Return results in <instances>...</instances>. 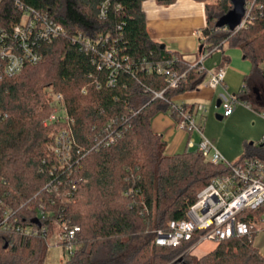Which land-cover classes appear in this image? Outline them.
I'll return each instance as SVG.
<instances>
[{"label": "trees", "instance_id": "trees-1", "mask_svg": "<svg viewBox=\"0 0 264 264\" xmlns=\"http://www.w3.org/2000/svg\"><path fill=\"white\" fill-rule=\"evenodd\" d=\"M20 1L49 15L65 35L43 44L42 59L25 65L13 78H1L5 61L0 58V264H45L47 258L45 237L4 229L9 211L19 218L18 224L37 229L42 223L51 226L53 219L79 225L76 254L66 264H264V255L253 242L255 235L218 242L202 257L190 250L197 235L175 248L155 244L153 231L187 218L198 194L214 179L229 175L231 168L213 164L198 149L169 156L165 142L152 130V118L170 113V105L145 93V88L162 91L167 83L162 76L142 72L141 64L170 62L186 73L179 90L167 91L169 100L198 90L207 74L152 39L143 10L146 0ZM156 1L170 5L178 0ZM257 2L264 5V0ZM104 3L108 10L102 17ZM232 8L231 0L205 4L207 27L201 49L213 53L226 44L240 48L252 62L246 81L251 87L264 81V9H256L254 23L236 32L217 26ZM22 18L15 0L0 2V47L10 40L1 41L2 36L11 34ZM78 35L94 40L109 36L99 49L114 46L120 57L127 56L137 69L135 77L121 72L115 86H108L106 72L94 63L97 56L74 41ZM228 63L224 58L217 69ZM56 94L63 96L81 148L71 174L56 170L58 160L51 151L63 125H45L57 109ZM252 107L264 112V102L256 101ZM171 116L176 119L174 113ZM111 119L117 120L122 138L95 150L98 131ZM247 159L264 160V143L247 144L237 163ZM40 204L51 211L45 223L36 218Z\"/></svg>", "mask_w": 264, "mask_h": 264}, {"label": "built area", "instance_id": "built-area-1", "mask_svg": "<svg viewBox=\"0 0 264 264\" xmlns=\"http://www.w3.org/2000/svg\"><path fill=\"white\" fill-rule=\"evenodd\" d=\"M2 0H0L1 2ZM15 6L23 14L22 20L14 25L11 34L6 33L2 40L5 45L0 47V58L5 61L3 74L5 78L17 76L27 64H37L42 59L41 46L51 43L60 36L65 35L64 28L57 24L47 14L39 12L30 6L24 5L20 0H15ZM264 9V5L257 0H246L245 15L241 24L234 30L239 31L252 25L255 21L254 11ZM108 4L101 6V16L105 17ZM199 38L203 40V32L198 31ZM109 36H100L94 40L83 35H78L74 41L82 44L87 52L97 56L93 59L99 71L106 72L108 86H115L117 77L121 72H127L135 77L137 69L129 63L127 56H119L117 49L112 46L101 50L99 47L107 41ZM209 53V52H208ZM205 55V54H204ZM205 57L197 64L200 72H205L206 85L214 91L220 90L218 99L223 110V117H231L239 104H250L237 100V96L228 92L226 87L227 68L207 70L203 65ZM140 70L147 75L162 76L166 79L167 88L162 91H154L145 88V93H151L154 99L167 102L170 105V114L176 115V122L180 129L199 136V142L194 139L189 141V148L198 149L202 155L213 164H224L231 168V173L224 177L214 179L197 197L195 204L187 213V218L171 221L166 230L153 231L155 244L159 247L175 248L184 242H190L195 235L198 236L196 243L190 248L194 251L206 241L222 242L230 239H252L264 228V160L247 159L242 162L231 163L220 153L215 143L209 139L204 131L206 125L207 108L203 104L190 105L185 102H177L176 98L168 99V90H179L181 83L186 79V73H181L169 63H152L144 61ZM97 88L101 87L99 81H94ZM86 89H83L85 94ZM53 101L57 104L56 111L48 118L45 125L61 124L63 128L55 134V142L51 151L58 160L56 170L72 173L74 158L81 154V148L77 143L74 121L67 113L63 104V96L56 94ZM264 118V112H258ZM117 126V120L111 119L97 134L95 150L107 148L118 142L123 131ZM260 143H264V135ZM47 205L40 204L36 218L41 223L46 222L51 211ZM17 218L11 211L6 214L3 223L5 230L29 237L43 236L47 238L49 233L48 224H41L39 228L30 225L18 224ZM58 222V221H57ZM61 229L60 244L68 256L76 254L78 235L81 227L67 221L58 222Z\"/></svg>", "mask_w": 264, "mask_h": 264}, {"label": "rangeland", "instance_id": "rangeland-1", "mask_svg": "<svg viewBox=\"0 0 264 264\" xmlns=\"http://www.w3.org/2000/svg\"><path fill=\"white\" fill-rule=\"evenodd\" d=\"M220 1L181 0L177 5H164L159 4L156 0H146L143 2V10L146 13L147 29L152 31L154 37L162 39L164 42L161 44L171 48V51L178 52V50H173V47H178L179 43L180 45L182 43V51L187 53L190 59L192 57H201V41L198 31H203L207 27L205 4L217 5ZM218 51L221 54L224 52V56L230 61L228 65L232 78H226V82L231 87L230 93H238L243 89L245 77L250 76L252 73V62L248 59H243L244 54L240 48L231 47L229 44H226L222 50ZM205 54L209 55L207 51H205ZM213 67H215L214 63L212 65L208 64L206 68L210 71ZM208 91L209 88L206 87L203 92ZM219 92L220 90H218L217 95ZM219 110L215 101L210 108L209 116H213L219 124L217 129L223 137L224 158L234 163L245 156L247 144L253 142L255 145H259L264 134H261L258 138L257 135L260 129L264 127V118L259 116L255 110L248 108L244 104H239L233 118H224L220 121L216 117L220 113ZM208 131H210V124L206 122L204 131L206 136ZM216 147L223 154V144H217ZM60 233L61 229L58 226V222L55 219L51 220L49 233L45 240L47 243L45 264H66L73 257L68 256L64 252L60 244ZM216 245V242L206 241L193 251V255L202 257L215 248ZM180 257L178 256L177 259Z\"/></svg>", "mask_w": 264, "mask_h": 264}, {"label": "crops", "instance_id": "crops-1", "mask_svg": "<svg viewBox=\"0 0 264 264\" xmlns=\"http://www.w3.org/2000/svg\"><path fill=\"white\" fill-rule=\"evenodd\" d=\"M180 1L181 0H178L173 5H177ZM206 4H210V3H206ZM149 34L152 37V39L157 41L158 43L161 44L162 42H164L162 39H159L158 37H154V34H152V31H149ZM164 46H165L167 52L174 55L178 60H180L181 62H183L184 64L189 65V66H195V65L199 64L201 62L202 58L205 57L203 65L205 67H207L208 64L212 65L214 63L215 67H213L211 69V70H214V69H217L221 65V63L224 61V58H227L224 56V52L221 54L218 50L214 51L213 53H209V55H206L205 51H202V49L200 47L201 57H197V58L192 57V59H190L188 57L187 53H184L182 51L183 50L182 43H181V45L179 43L180 47L179 46L173 47V50H178V52L177 51H171V48H169L166 45H164ZM179 50L182 52H180ZM243 59H245V58L243 57ZM226 68L228 71L226 78L231 79L232 74H231L229 65H227ZM250 76L245 77L244 82H243L244 86L242 87L243 89L241 91H239L238 93H232V94L233 95H239L241 97L240 98L241 102H242V100L249 101L250 105L252 106L254 104V102H256V101L259 103L264 102V81H263V79H259V80L257 79L258 82L255 85H252L251 87H249V86L246 87V85H248L246 81L248 80V78ZM225 85L228 89V92L230 93L231 92L230 91V89H231L230 85H228L227 82ZM206 87H207V85H206V79H205V81L199 87L198 90L187 92L183 95L176 97V99H177V102H185V103L190 104V105L203 104L206 106L207 114H208V116L206 114V117H207L206 122H208V124H210V131H208L207 137L209 139H211L214 143H216V145L217 144L218 145L223 144V148H222L223 154L221 152L220 153L224 157L223 137H222V135H220V131L217 129L219 127V124L214 119L213 116H209L210 108L215 101H216V106H217V102L219 99L217 97V100H216V96H218L217 95L218 91H214V90H211L209 88L208 92H203ZM234 92H236V90H234ZM242 104H244V103H242ZM244 105L248 107V105H246V104H244ZM217 108L220 109L219 111L221 114L218 113L216 115V117L218 120L221 121L224 119L223 110L221 107H217ZM253 110H255V109L253 108ZM256 112H258V111H256ZM233 117H234V114L229 118L231 119ZM151 126H152V130L156 134L161 136L162 140L165 142V145H166L165 153L169 156L182 154L183 152H185L188 149H194V148H189V146H188L189 141L191 139H194L196 143L199 142V136L196 133L190 134V133L180 129L177 125L176 120L171 116L170 113H166V112L157 113L152 118ZM261 134L262 135L264 134V127L260 129V132L257 135V138L260 137ZM253 242H254V245L264 255V228H263V230H261L256 235Z\"/></svg>", "mask_w": 264, "mask_h": 264}, {"label": "water", "instance_id": "water-1", "mask_svg": "<svg viewBox=\"0 0 264 264\" xmlns=\"http://www.w3.org/2000/svg\"><path fill=\"white\" fill-rule=\"evenodd\" d=\"M231 3L233 8L218 21L217 26L219 28L226 27L230 31H234L244 18L246 0H231ZM162 48H165V46L162 45ZM220 105L221 101L218 100L217 107H220Z\"/></svg>", "mask_w": 264, "mask_h": 264}]
</instances>
